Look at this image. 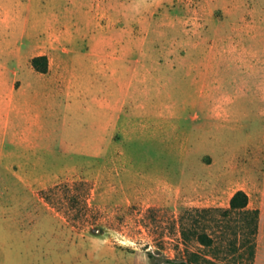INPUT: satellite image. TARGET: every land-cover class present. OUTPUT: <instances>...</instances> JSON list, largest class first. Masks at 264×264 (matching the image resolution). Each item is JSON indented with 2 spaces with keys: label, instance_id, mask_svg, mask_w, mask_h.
<instances>
[{
  "label": "rangeland",
  "instance_id": "1",
  "mask_svg": "<svg viewBox=\"0 0 264 264\" xmlns=\"http://www.w3.org/2000/svg\"><path fill=\"white\" fill-rule=\"evenodd\" d=\"M48 2L0 0V264H81L83 251L93 264H264V70L253 89L259 68L225 60L261 47L231 46L214 25L207 109L190 120L173 55L188 50L191 0H101L116 56L53 62L43 81L26 59L35 24L62 4ZM45 81L46 95L35 88ZM239 189L259 210L256 234L220 210Z\"/></svg>",
  "mask_w": 264,
  "mask_h": 264
},
{
  "label": "crops",
  "instance_id": "2",
  "mask_svg": "<svg viewBox=\"0 0 264 264\" xmlns=\"http://www.w3.org/2000/svg\"><path fill=\"white\" fill-rule=\"evenodd\" d=\"M47 1L51 3V0ZM55 1L62 4L50 7L52 16L49 20L41 22L40 25L35 24V27L40 26L42 37L37 43V49L26 59L30 60L34 56L43 54L48 56L50 69L47 72H37L38 77L43 81L46 80V76L51 75L53 68L51 63L68 62L74 56L91 61H110L116 56V41L112 36L111 43L110 26L107 28L100 21V13H103L100 11L101 0ZM190 3L188 50L181 52L179 45V52L174 53L173 59L178 63V65L174 64L177 109L188 111L187 116L191 120L192 114L189 112L207 109V97L210 94L209 68L213 60L209 50V39L214 25H225L228 29L227 35L234 41L231 44L228 41L226 45L261 47L258 49V54L253 48L251 57L239 52L231 56L225 55L227 61L251 63L250 66H245V70L242 69L244 73L246 70L250 72V69L259 68L253 89L260 86L264 70V0H191ZM9 14L4 6L0 7V25ZM101 37L105 39L103 46L96 49V39ZM4 43V37L0 36V61H6ZM182 81L186 82V87L181 84ZM43 84L38 83L35 88L39 90L42 87L43 94L46 95L49 83L45 81ZM95 255V251L79 252L78 262L93 264Z\"/></svg>",
  "mask_w": 264,
  "mask_h": 264
},
{
  "label": "trees",
  "instance_id": "3",
  "mask_svg": "<svg viewBox=\"0 0 264 264\" xmlns=\"http://www.w3.org/2000/svg\"><path fill=\"white\" fill-rule=\"evenodd\" d=\"M32 64L37 70L42 71V72H47L49 69L48 56L45 54L34 56L32 59ZM248 204H249L248 193L243 189H239L232 196L230 206L224 209H220V210H222L223 214H225L226 216L232 215V214H239L241 216L243 215L242 216L243 221H245L244 226L251 227L253 230V233L256 234L258 230L259 210L250 208ZM211 210H212L211 208H203V209L195 208V209L189 210V213L193 215L194 212L195 213L196 212L197 213L198 212H209ZM199 239L204 244L210 245L214 242V239L210 237V235H208V233L206 232L200 233ZM249 251H250L249 253L251 254V256L255 255V243L254 242L250 245ZM160 263L161 264H193L188 259L172 258V257H165ZM214 264H221V263H214Z\"/></svg>",
  "mask_w": 264,
  "mask_h": 264
}]
</instances>
